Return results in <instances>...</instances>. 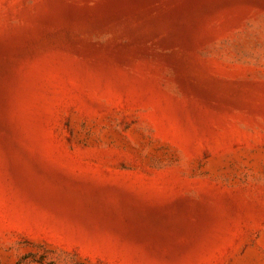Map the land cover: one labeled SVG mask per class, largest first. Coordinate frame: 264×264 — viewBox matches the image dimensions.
Returning <instances> with one entry per match:
<instances>
[{
    "label": "rangeland",
    "instance_id": "374dc122",
    "mask_svg": "<svg viewBox=\"0 0 264 264\" xmlns=\"http://www.w3.org/2000/svg\"><path fill=\"white\" fill-rule=\"evenodd\" d=\"M0 264H264V0H0Z\"/></svg>",
    "mask_w": 264,
    "mask_h": 264
}]
</instances>
